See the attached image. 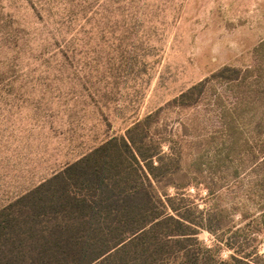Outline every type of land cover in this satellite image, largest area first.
<instances>
[{
  "label": "rangeland",
  "instance_id": "obj_1",
  "mask_svg": "<svg viewBox=\"0 0 264 264\" xmlns=\"http://www.w3.org/2000/svg\"><path fill=\"white\" fill-rule=\"evenodd\" d=\"M263 40L264 0H0V209L212 72L252 63ZM250 163L239 187L191 184L186 203L262 213L264 168Z\"/></svg>",
  "mask_w": 264,
  "mask_h": 264
},
{
  "label": "trees",
  "instance_id": "obj_2",
  "mask_svg": "<svg viewBox=\"0 0 264 264\" xmlns=\"http://www.w3.org/2000/svg\"><path fill=\"white\" fill-rule=\"evenodd\" d=\"M251 54L2 207L0 264H264V209L216 203L205 217L181 193L239 187L247 159L264 168V40Z\"/></svg>",
  "mask_w": 264,
  "mask_h": 264
}]
</instances>
